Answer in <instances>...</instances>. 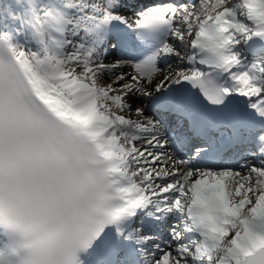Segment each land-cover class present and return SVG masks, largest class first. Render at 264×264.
I'll use <instances>...</instances> for the list:
<instances>
[{"label": "snow or ice", "instance_id": "6c2138e0", "mask_svg": "<svg viewBox=\"0 0 264 264\" xmlns=\"http://www.w3.org/2000/svg\"><path fill=\"white\" fill-rule=\"evenodd\" d=\"M0 264H264V0H0Z\"/></svg>", "mask_w": 264, "mask_h": 264}, {"label": "bare ground", "instance_id": "6f19581e", "mask_svg": "<svg viewBox=\"0 0 264 264\" xmlns=\"http://www.w3.org/2000/svg\"><path fill=\"white\" fill-rule=\"evenodd\" d=\"M140 1H142V0H134V2L132 1V4L133 3L136 4V3L140 2ZM166 66H167V62L165 64H162L161 65V67H166ZM130 102L132 103V107L135 108V107L139 106L140 104L147 103V100H139V99H136V100H132ZM148 115H152V114H148Z\"/></svg>", "mask_w": 264, "mask_h": 264}, {"label": "rangeland", "instance_id": "374dc122", "mask_svg": "<svg viewBox=\"0 0 264 264\" xmlns=\"http://www.w3.org/2000/svg\"><path fill=\"white\" fill-rule=\"evenodd\" d=\"M171 61H168L167 63H170ZM148 114V113H147Z\"/></svg>", "mask_w": 264, "mask_h": 264}]
</instances>
